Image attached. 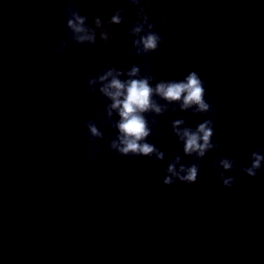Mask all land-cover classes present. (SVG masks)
Returning a JSON list of instances; mask_svg holds the SVG:
<instances>
[{"label": "water", "instance_id": "1", "mask_svg": "<svg viewBox=\"0 0 264 264\" xmlns=\"http://www.w3.org/2000/svg\"><path fill=\"white\" fill-rule=\"evenodd\" d=\"M42 3L59 152L62 264H264V166L254 178L241 171L253 151L264 153V0H154L148 15L164 42L158 54L144 57L131 54L119 27L109 29L115 38L108 44L97 33V45L69 40L58 54L59 41L68 39L65 0ZM121 7L130 28L135 8L123 0ZM79 8L89 22L107 20L115 3L80 0ZM100 58L118 68L144 65L157 79L197 71L214 112L169 110L156 117L148 142L165 152L163 161L109 151L107 141L116 134L111 127H101L103 151L93 158L84 123L102 115L106 101L87 80L104 67L96 63ZM181 117L191 127L212 119L218 147L199 162L194 184L166 186L164 169L178 152L183 156L171 128ZM236 148L242 153L235 171L225 173L235 183L225 188L213 164L233 157ZM184 162L195 161L184 156Z\"/></svg>", "mask_w": 264, "mask_h": 264}, {"label": "clouds", "instance_id": "2", "mask_svg": "<svg viewBox=\"0 0 264 264\" xmlns=\"http://www.w3.org/2000/svg\"><path fill=\"white\" fill-rule=\"evenodd\" d=\"M115 9L107 20L96 16L89 22L88 16L81 14L80 0H65V28L68 39H61L57 49L58 54L64 55L68 41L75 45L95 46L99 42L108 44L115 37L110 28L119 27L128 37L131 44V54L144 57L159 53L163 38L156 30V22L148 15L154 0H123L135 8L136 20L129 28L125 21V8L121 0H113ZM166 22L165 16L159 17V23ZM71 59L75 60L73 55ZM107 58L97 59L98 65H104L102 70L87 80V86L93 93L106 101L103 114H97L95 120L88 119L84 123L85 135L92 147L90 156L96 158L103 151L97 141L104 140L101 127H111L116 134L107 141L109 151H114L121 157H150L155 162L165 160V152L148 142L159 121L156 117L163 116L169 110L190 112L193 116L207 115L214 112L212 105L205 99L204 81L197 71H190L180 80L157 79L141 64H131L118 68L106 63ZM142 67L144 72L142 74ZM149 115L152 119L149 120ZM171 128L178 143L182 146L183 156L178 152L164 169L163 184L170 186L177 181L194 184L199 176L200 161L207 153L214 151L218 145L213 142L214 121L204 119L195 127L188 125L181 117L171 122ZM242 153L236 148L233 157H221L213 167L219 171L220 180L225 188H231L235 183L234 176L225 173L234 172L237 160ZM184 156L192 157L195 162L185 163ZM264 166V153L253 151L250 155V166L242 167L241 171L249 177H256ZM159 174V170H157Z\"/></svg>", "mask_w": 264, "mask_h": 264}]
</instances>
